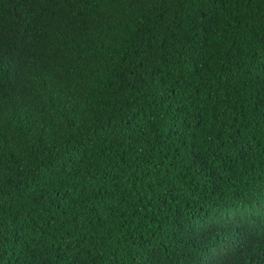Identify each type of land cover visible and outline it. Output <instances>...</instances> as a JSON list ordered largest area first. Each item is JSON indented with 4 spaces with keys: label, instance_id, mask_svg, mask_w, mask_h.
Listing matches in <instances>:
<instances>
[{
    "label": "trees",
    "instance_id": "16d2710c",
    "mask_svg": "<svg viewBox=\"0 0 264 264\" xmlns=\"http://www.w3.org/2000/svg\"><path fill=\"white\" fill-rule=\"evenodd\" d=\"M0 264H264V0H0Z\"/></svg>",
    "mask_w": 264,
    "mask_h": 264
}]
</instances>
